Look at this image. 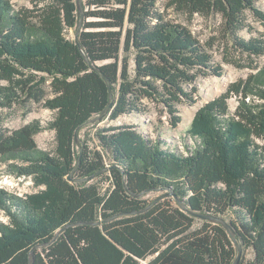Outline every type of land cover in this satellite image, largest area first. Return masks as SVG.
I'll use <instances>...</instances> for the list:
<instances>
[{"label": "trees", "instance_id": "1", "mask_svg": "<svg viewBox=\"0 0 264 264\" xmlns=\"http://www.w3.org/2000/svg\"><path fill=\"white\" fill-rule=\"evenodd\" d=\"M85 1L82 50L65 36L78 27V0H48L37 20L0 0V109L42 105L54 112L48 127L56 133L55 149L44 151L38 120L8 129L0 118V161L21 162L10 171L43 186L26 197L0 188V210L10 218L0 220V264H233L237 248L223 225L188 213L172 196L144 198L163 187L195 211L229 217L244 246L239 264H264V67L196 112L185 152L160 138L162 118L157 138L121 124L97 131L101 150H77V128L112 100L91 63L112 83L111 120L149 114L153 104L171 128L182 121L179 105L197 102L200 80L224 74L209 46L168 20L158 0ZM172 2L190 14H220L223 32L259 67L264 35H240L252 29L249 13L264 25L258 0Z\"/></svg>", "mask_w": 264, "mask_h": 264}, {"label": "rangeland", "instance_id": "2", "mask_svg": "<svg viewBox=\"0 0 264 264\" xmlns=\"http://www.w3.org/2000/svg\"><path fill=\"white\" fill-rule=\"evenodd\" d=\"M14 9H30L34 20L38 19L39 14L49 3L48 0H10ZM85 0H81V13L84 14ZM158 6L165 17L174 23H180L188 26L195 35L198 36L204 43L209 46L210 52L213 54L214 60L224 67V74L220 77L209 76L203 78L198 83L199 95L195 104L179 105L181 123L177 128H171L166 114H162L161 107L150 104L151 112L146 115H123L117 120H111L108 114L101 118L97 116L79 131L77 139V150H80L83 145H88L92 149L101 150L97 131L100 128H108L110 126L121 124H135L139 126V130L149 135L152 138L158 137L157 125L160 124V119L164 121L160 138L169 142L172 146H177L181 151H186L188 145H193L194 140L189 137L187 129L189 128L196 112L207 102L218 97L226 92L229 86L240 79H246L251 74H259L264 67V56L255 58L258 68L250 66V61L245 54L239 52L233 45L230 38L223 32L224 20L220 14L212 13L205 15L201 13L190 14L184 10H180L176 3L172 0H158ZM258 6L264 10V0H258ZM82 16V14H81ZM249 23L252 29H246L240 33L244 38L258 37L264 35V25L255 15L249 13ZM81 19V17H80ZM85 19V18H84ZM84 21V20H83ZM77 28H67L65 36L72 40H76ZM233 60H237L245 67H240ZM5 82L1 81L0 84ZM239 97L232 94L229 98V103L232 110L236 109ZM0 118L3 126L8 129H17L27 123L38 120L43 125V130L35 135L38 147L44 151L52 152L56 147V133L48 127L49 123L54 118V112L39 104H31L29 106H15L13 108L0 109ZM258 142L262 143L261 140ZM19 164V161H0V188L10 189L14 195L19 192L26 194L35 193L43 189V186H36L35 179L32 176L19 177V174L11 172L14 164ZM106 172V171H105ZM102 186L105 189L109 182L103 179ZM168 190L161 189L150 191L144 195L146 199L168 198ZM177 203V202H176ZM178 204V203H177ZM7 214L0 210V220L7 221ZM229 218V217H227ZM226 218V219H227ZM228 220V219H227ZM246 257L251 258L250 250L246 251Z\"/></svg>", "mask_w": 264, "mask_h": 264}, {"label": "water", "instance_id": "3", "mask_svg": "<svg viewBox=\"0 0 264 264\" xmlns=\"http://www.w3.org/2000/svg\"><path fill=\"white\" fill-rule=\"evenodd\" d=\"M78 5H79V9L81 10L82 7H81V0H78ZM85 16L84 14L82 13V16H81V19L79 21V24H78V27H77V37H76V41L77 43L79 44L80 48L83 50V47L79 41V34L82 30V26H83V20H84ZM86 59H88V57L86 56ZM91 66L92 68L97 71L103 78L104 80L106 81L108 87H109V90H110V96H111V103L104 109V111L102 113H100L99 115H97V118H101L102 116H104L105 114H108V112L111 110V108L113 107V104H114V90H113V86H112V83L111 81L105 76V74L103 73V71L99 68V65L98 64H95L93 65L91 63ZM97 118H92L90 121L94 120V119H97ZM89 121V122H90ZM83 126V125H82ZM82 126H79L77 128V131H76V140L78 139L79 137V130ZM80 161L81 159H79L78 161V164L76 165L75 169H77V167L79 166L80 164ZM116 166V165H115ZM114 166V167H115ZM113 167V166H112ZM123 174H125L124 170L122 169V167H120ZM103 170H107V169H103ZM70 178H72V176H70ZM161 189H166L168 190V195L172 196L175 201L178 203V205L184 209L185 211H187L188 213L194 215V216H197V217H200V218H203V219H206V220H209V221H212V222H215V223H218V224H221L223 225L227 232L229 233L230 237L232 238V240L234 241V244L237 248V256L235 258V261L233 264H239L240 261H241V258L243 256V253H244V246L242 244V242L240 241V239L237 237V231H236V228L235 226L228 220H226L225 218H222L220 216H217V215H214V214H210V213H201V212H198V211H195L193 210L186 202L184 199H182L181 197H179L178 194H176L174 192V190L172 189V187H168V188H161ZM33 263V259L31 258V264Z\"/></svg>", "mask_w": 264, "mask_h": 264}, {"label": "built area", "instance_id": "4", "mask_svg": "<svg viewBox=\"0 0 264 264\" xmlns=\"http://www.w3.org/2000/svg\"><path fill=\"white\" fill-rule=\"evenodd\" d=\"M19 177H26V175H19ZM5 190H7L9 193H12V192H10L11 190L8 188V189H6V188H4ZM12 194H14V193H12ZM17 196H19V197H26V195L24 194V193H22V192H19L18 194H16ZM4 212V211H3ZM8 220L7 221H5V222H8L9 221V216L7 215V217H6Z\"/></svg>", "mask_w": 264, "mask_h": 264}]
</instances>
